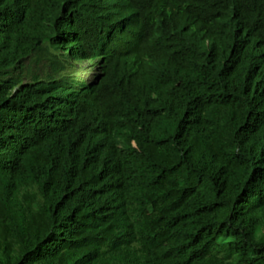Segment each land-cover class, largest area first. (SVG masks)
<instances>
[{"label":"trees","instance_id":"1","mask_svg":"<svg viewBox=\"0 0 264 264\" xmlns=\"http://www.w3.org/2000/svg\"><path fill=\"white\" fill-rule=\"evenodd\" d=\"M0 264H264V0H0Z\"/></svg>","mask_w":264,"mask_h":264},{"label":"rangeland","instance_id":"2","mask_svg":"<svg viewBox=\"0 0 264 264\" xmlns=\"http://www.w3.org/2000/svg\"><path fill=\"white\" fill-rule=\"evenodd\" d=\"M91 68L93 69V64L90 61H79L76 62L75 66H72V68H66L65 70L59 72L56 76L57 78H59L67 72H72L74 75H77L81 79L92 80L93 75L90 71Z\"/></svg>","mask_w":264,"mask_h":264}]
</instances>
